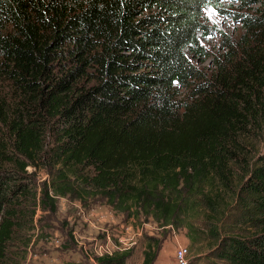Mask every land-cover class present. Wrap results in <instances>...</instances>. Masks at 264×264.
Wrapping results in <instances>:
<instances>
[{
    "label": "trees",
    "instance_id": "obj_1",
    "mask_svg": "<svg viewBox=\"0 0 264 264\" xmlns=\"http://www.w3.org/2000/svg\"><path fill=\"white\" fill-rule=\"evenodd\" d=\"M211 10L238 32L201 69ZM28 168L51 202L191 235L206 217L217 259L264 264V0H0V264L41 197Z\"/></svg>",
    "mask_w": 264,
    "mask_h": 264
},
{
    "label": "rangeland",
    "instance_id": "obj_2",
    "mask_svg": "<svg viewBox=\"0 0 264 264\" xmlns=\"http://www.w3.org/2000/svg\"><path fill=\"white\" fill-rule=\"evenodd\" d=\"M204 21L215 32L205 41L211 57L198 63L201 69L209 68L212 58L220 52V33L231 36L238 32V25L219 10L206 13ZM28 171L40 195L50 177L43 170L28 168ZM49 196L53 197L51 190ZM27 212L25 228L22 236L18 237L21 239L12 247L15 253L10 255L14 256L13 264H97L95 259L99 256L96 247L107 244V234L114 241L118 235H122L124 246L130 249L121 247L118 251H132L128 264H143L147 244L153 240L161 241L155 264H176L175 252L181 246L190 250L187 264H225L214 255L216 238L211 233L212 226L206 217L205 221L200 218L193 222L192 235L196 240L193 242L187 227L178 230L161 228L153 220L129 219L100 199L81 204L70 198L59 197L51 202L41 193L38 206L31 207Z\"/></svg>",
    "mask_w": 264,
    "mask_h": 264
},
{
    "label": "built area",
    "instance_id": "obj_3",
    "mask_svg": "<svg viewBox=\"0 0 264 264\" xmlns=\"http://www.w3.org/2000/svg\"><path fill=\"white\" fill-rule=\"evenodd\" d=\"M119 233V232H118ZM120 243V244H118ZM125 241L122 238V235H118L116 241L113 240L110 234H107V244H100L98 248L96 247V254L99 257L109 255L112 256L114 252L121 250L119 248H124ZM130 249L129 247H125ZM190 255V250L186 246L179 247L175 252L176 264H187L188 257Z\"/></svg>",
    "mask_w": 264,
    "mask_h": 264
}]
</instances>
